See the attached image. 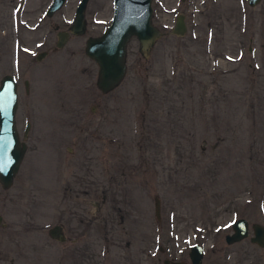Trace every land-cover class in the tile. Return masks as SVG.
I'll use <instances>...</instances> for the list:
<instances>
[{
  "label": "rangeland",
  "instance_id": "1",
  "mask_svg": "<svg viewBox=\"0 0 264 264\" xmlns=\"http://www.w3.org/2000/svg\"><path fill=\"white\" fill-rule=\"evenodd\" d=\"M50 2L0 0V78L17 80L27 144L0 182V264H190L193 243L201 264H264L251 227L224 238L238 217L264 225V0H151L161 34L144 52L129 39L108 92L84 47L113 0H88L60 47L79 0Z\"/></svg>",
  "mask_w": 264,
  "mask_h": 264
},
{
  "label": "water",
  "instance_id": "2",
  "mask_svg": "<svg viewBox=\"0 0 264 264\" xmlns=\"http://www.w3.org/2000/svg\"><path fill=\"white\" fill-rule=\"evenodd\" d=\"M88 0H79L74 16L68 29L58 30L56 46H62L70 34L80 35L86 30L85 8ZM260 0H248L250 5ZM65 0H51L46 8V14L57 11ZM174 30L182 34L186 30L184 14H177ZM161 31L152 21L151 0H113V13L110 23L99 35H90L85 40L84 52L98 66L96 84L102 92L114 89L126 73L127 43L132 36L139 42V50L144 52L155 43ZM45 51L37 53L43 56ZM18 105L17 81L13 74L5 73L0 78V182L3 187H9L19 170L21 161L27 149V144L20 138L16 125V110ZM28 127V123L26 124ZM252 234L250 241L264 246V225L251 223L245 217H238L231 222V232L224 238L227 243L239 241ZM58 228L55 225L54 231ZM204 247L193 243L189 248L191 264H201ZM164 264H185L180 259H163Z\"/></svg>",
  "mask_w": 264,
  "mask_h": 264
},
{
  "label": "flooded vegetation",
  "instance_id": "3",
  "mask_svg": "<svg viewBox=\"0 0 264 264\" xmlns=\"http://www.w3.org/2000/svg\"><path fill=\"white\" fill-rule=\"evenodd\" d=\"M247 3H248V0H247ZM249 4V3H248ZM188 257H189V250H188ZM172 260V259H171ZM189 261H190V259H189ZM186 264V263H185ZM190 264H191V262H190Z\"/></svg>",
  "mask_w": 264,
  "mask_h": 264
}]
</instances>
